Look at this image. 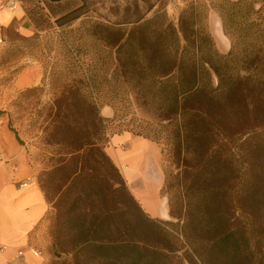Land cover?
<instances>
[{
    "label": "trees",
    "instance_id": "1",
    "mask_svg": "<svg viewBox=\"0 0 264 264\" xmlns=\"http://www.w3.org/2000/svg\"><path fill=\"white\" fill-rule=\"evenodd\" d=\"M21 1L35 27L41 31L53 27L51 15L61 27L81 16L80 13L74 15L81 6L63 14L56 13L53 3L61 0ZM31 1L32 7L27 5ZM217 11L225 33L231 37L234 32L243 33L239 35L245 42L253 29L264 32V0H220ZM146 15L123 21L122 24L134 25L128 31L95 23L93 31L100 30L97 38L101 42L95 50L97 57L89 63L78 53L75 55L81 77L77 95L73 90L69 92L68 105L77 111L59 115L53 127L56 135L61 130L59 143L67 146V153L74 154L76 159L67 177V187L57 201L60 206L68 199L66 197L75 195L65 224L69 230H76L75 237L67 244L74 243L77 250L72 262L63 264H80L78 250H89V247L95 252L98 264H107L109 257H113L111 264H125V260L130 259L133 260L130 264H185L175 253L178 249L171 244L163 248H142L132 238L119 235L122 229L116 216L127 182L100 143L110 119L101 114V107L109 105L115 116L118 114L112 102L100 101L109 90L112 92L114 85L116 93L112 95L119 94L118 81L112 84L105 71V57L112 50L116 53V65L110 77L131 86L137 108L148 105V97L152 96L154 116L153 121L141 123L137 128L125 126L112 134L129 131L158 141L156 136L166 133L165 145L184 172L177 199L182 207L186 202L185 231L197 232L187 236L191 238L199 263L193 258L189 262L264 264V246L247 234L237 217V212L243 210H247L248 216L255 215L264 202V167L261 165V169L258 162L260 155H264V129L258 130L264 78H256L251 73H234L232 65L242 54L246 71L264 70L263 50L257 43L246 41L237 55L234 45L226 55L221 54L209 33L199 26L201 17L194 5L181 13L178 26L166 12L156 10L151 17ZM84 86L96 95L87 99L82 93ZM234 118L243 122L239 128ZM9 125L24 144L11 122ZM149 128L152 133L147 132ZM244 128L241 139L237 133ZM239 152L246 159L242 172L236 164ZM83 194L92 200L96 197L105 201L104 213L76 214L73 206H77ZM169 204L171 215L181 217L174 209L173 197H169ZM255 204L257 207L253 206ZM215 230L218 234H205L206 247L198 242L200 233ZM52 235L54 253L60 257L67 245L62 239V230L55 229ZM126 248L131 249L130 254H126Z\"/></svg>",
    "mask_w": 264,
    "mask_h": 264
},
{
    "label": "rangeland",
    "instance_id": "2",
    "mask_svg": "<svg viewBox=\"0 0 264 264\" xmlns=\"http://www.w3.org/2000/svg\"><path fill=\"white\" fill-rule=\"evenodd\" d=\"M19 1L22 2L21 0ZM22 4L25 5L24 2ZM27 5L32 7L34 3L32 1L27 2ZM53 5L58 14L66 13L81 6L80 10L74 13V15L80 13L81 16L61 27L54 22L51 15L53 27L47 30H38L29 37L23 35L14 26L8 28L4 38L6 43L0 52V87L11 85L16 75L30 65L39 66L44 73L42 84L35 89L17 93L9 101L6 112L9 113L10 122L24 143H28L32 148L36 149L37 158L41 157L39 159L43 163V168L37 174V180L49 199L53 201L52 233L55 229H61L62 239L67 244L69 239L76 235V230H69L68 225L65 224L75 195L66 197L68 199L63 201L60 206H58L59 203L57 204V201L67 187V177L72 168L75 167L76 159L74 154L67 153V146L59 143V137H62L61 134H63L59 133L61 130L56 135L53 127L59 115L77 111L68 105V102H70L69 92L73 90L77 95L78 89L76 87H79L78 79L81 77L75 55L78 53L84 62L89 63L97 57L95 50L98 44L101 43L97 38L100 30L96 29L93 31V25L99 22L112 27L119 26L124 31H128L134 25L130 23L122 24L123 21L135 19L139 14L145 13L147 14L146 17L149 18L156 10H160L161 12H166L169 19L178 26L181 13L190 5H194L199 10L201 17L199 26L209 33L212 43L223 55H226L233 48V45L236 47L235 55L238 54V51L239 53L242 52L241 49L245 47L246 41L257 43L261 46L264 53V32L253 29L252 35L250 34L245 42L241 40L242 37L240 36L241 34L244 35L243 33L234 32L232 37L226 34L223 29L222 18L217 11V8L220 7V0H61L58 3H53ZM74 48L76 49L75 51L73 50ZM83 50H87V52L83 53ZM105 62L106 75L109 81L112 79V84L118 81L116 89L119 92L116 96L112 95L116 93L114 85L112 92L108 89V95L100 97L101 102L110 101L118 110V114L115 116L114 113L113 117L108 120L107 132L109 130L111 133L117 132L125 126L137 128L141 123L145 124L146 121H153V105H151L153 97H148V105L137 108L132 98L131 86L123 80L119 81V79L110 77L116 65V53L114 50L106 55ZM232 65L234 73L242 75L251 73L256 78H264V70H251L249 72L245 70L242 63V54L239 59L232 61ZM82 91L87 99L96 95L92 91L90 92V89L86 86L83 87ZM259 106L261 112L258 113V121L261 128H258V130H262L264 129V98H261ZM250 115L253 116V113H250ZM235 120L236 126L239 124L237 126L239 128L243 122ZM165 124H167V121ZM150 130V128L147 129V132L152 133ZM245 130V128L241 131L238 130L237 136L239 137L241 132ZM165 136L166 133H161L156 136L158 141H155L159 144L162 151L161 164L165 173V184L162 192L168 199L173 197L174 209L181 213L182 216H172L171 220L167 221L147 216V211L145 213L144 209L142 210L140 207L141 203L139 205L127 185V190L121 192L120 208L117 210L118 216H116L117 223L122 229L119 235L125 238H132L142 248H152L153 246L163 248L171 244L178 249L175 253L184 259L185 264H192L189 262L191 258L199 263L193 252L191 238L189 239V236H187V234H197V232L190 229L185 231L187 222L183 214L186 212V202L182 207L180 200L177 199L181 194L184 172L182 168L177 166L176 160L167 149ZM243 136H240L241 139ZM108 139L109 137L106 133L100 143L105 147ZM243 160L246 159L243 158L241 152L237 153L236 164L240 172L243 170ZM258 162L262 169V166L264 167V155H260ZM103 169L105 170V168ZM104 202L102 199H96V197L92 200L86 194H83L77 206L73 207L76 210V214L88 213L90 215V213H99L100 215L105 210H103ZM250 203L252 202H248V204ZM253 206L257 207L256 204ZM245 211L247 210L237 212L238 223L246 229L247 234L251 238L260 241L263 247L264 202L260 203V208L255 215L248 216ZM200 234L202 235L198 238L199 240L195 236L194 239L206 247L207 238L205 234H218V232L215 230L210 233ZM112 235L115 234L112 233ZM71 244L68 243L63 248L64 251L60 257L55 255L52 245V260L48 264L72 262L77 249L73 247L74 243L71 242ZM130 250V248H126V254H130ZM147 250H144L145 253H148ZM78 252L80 264H98L92 247L85 251L78 250ZM125 257H128V255H125ZM112 258H107L106 263L111 264ZM131 261L133 262L131 259L125 260V264H130L129 262Z\"/></svg>",
    "mask_w": 264,
    "mask_h": 264
},
{
    "label": "crops",
    "instance_id": "3",
    "mask_svg": "<svg viewBox=\"0 0 264 264\" xmlns=\"http://www.w3.org/2000/svg\"><path fill=\"white\" fill-rule=\"evenodd\" d=\"M13 26L27 37L38 31L19 0L0 10V52L6 43V31ZM43 79L41 68L30 65L16 75L11 85L0 87V264H48L52 260L53 201L37 180L43 163L35 148L19 142L6 112L17 93L39 86ZM101 114L111 118L114 109L102 106ZM107 135L104 150L142 210L154 219L171 220L169 199L162 192L165 173L159 144L129 131L112 134L109 130ZM30 248L38 250L39 255ZM20 251L23 256H19Z\"/></svg>",
    "mask_w": 264,
    "mask_h": 264
},
{
    "label": "built area",
    "instance_id": "4",
    "mask_svg": "<svg viewBox=\"0 0 264 264\" xmlns=\"http://www.w3.org/2000/svg\"><path fill=\"white\" fill-rule=\"evenodd\" d=\"M16 0H0V10L6 8V7H10L14 4ZM0 41L2 42V38H0ZM24 185H26V183H24ZM30 251L34 254V255H39V251L34 249V248H30ZM24 252L20 251L19 252V256H23Z\"/></svg>",
    "mask_w": 264,
    "mask_h": 264
}]
</instances>
